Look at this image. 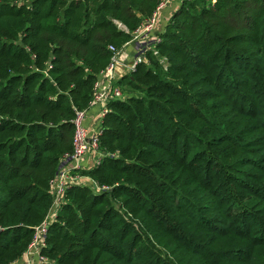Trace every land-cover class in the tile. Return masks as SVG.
<instances>
[{"label": "trees", "instance_id": "trees-1", "mask_svg": "<svg viewBox=\"0 0 264 264\" xmlns=\"http://www.w3.org/2000/svg\"><path fill=\"white\" fill-rule=\"evenodd\" d=\"M163 0H0V264L53 205L113 53ZM118 80L91 183L68 187L55 264H264V0H185ZM166 253H163V249Z\"/></svg>", "mask_w": 264, "mask_h": 264}, {"label": "built area", "instance_id": "built-area-1", "mask_svg": "<svg viewBox=\"0 0 264 264\" xmlns=\"http://www.w3.org/2000/svg\"><path fill=\"white\" fill-rule=\"evenodd\" d=\"M172 1L163 0L151 18L146 20L142 26L133 32L132 40L121 51H117L113 47L109 48L113 55L106 70L99 75L95 83L94 95L88 111L96 107L99 109L100 116L103 117L108 112V103L124 99L116 82L133 73L139 64L147 63L148 58L146 54L148 52H151L153 57L159 58L154 46L160 41V37L154 36L153 33L158 26L161 11ZM127 48H130L131 52L135 53V55L130 61L131 63H127L128 65L122 64L125 74L116 75L118 65L122 60H125L124 55ZM159 60L162 62L163 59L159 58ZM87 112L78 113L74 120L73 152L64 159L59 167L51 187L53 205L49 215L40 226L34 229L32 242L20 264H55L54 261L41 255V250L46 247L45 236L48 226L63 202L65 190L74 185L91 183L88 178L79 174L84 169V164L87 161L91 162L90 159L92 158L94 159V164L97 165L103 156L99 148L100 132L88 130L85 124Z\"/></svg>", "mask_w": 264, "mask_h": 264}, {"label": "crops", "instance_id": "crops-1", "mask_svg": "<svg viewBox=\"0 0 264 264\" xmlns=\"http://www.w3.org/2000/svg\"><path fill=\"white\" fill-rule=\"evenodd\" d=\"M183 1H185V0H173L166 8H164L161 11L159 21H158V26L153 33L154 36L160 37L162 35L164 28L167 25V23L169 22L171 16L174 14L175 10L178 8V6ZM134 55H135V53L131 52L130 48L125 49V55H124L125 60H122L121 63L118 65L117 70H116V75L125 74V69L122 66V64L131 63L130 61L132 60ZM101 120H102V117L99 114V109L96 107H93L86 114L85 124L88 127V130H90L92 132H99L100 126H101ZM90 160H91V162L87 161L84 164V169L82 171L90 170L96 166L94 164V159L91 158Z\"/></svg>", "mask_w": 264, "mask_h": 264}, {"label": "rangeland", "instance_id": "rangeland-1", "mask_svg": "<svg viewBox=\"0 0 264 264\" xmlns=\"http://www.w3.org/2000/svg\"><path fill=\"white\" fill-rule=\"evenodd\" d=\"M158 59V58H157ZM163 249V248H162ZM167 251L163 249V253H166Z\"/></svg>", "mask_w": 264, "mask_h": 264}]
</instances>
